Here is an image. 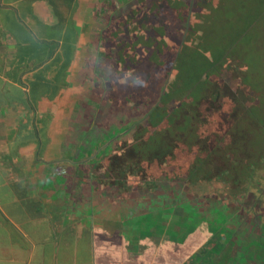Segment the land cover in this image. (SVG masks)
<instances>
[{"label": "crops", "instance_id": "1", "mask_svg": "<svg viewBox=\"0 0 264 264\" xmlns=\"http://www.w3.org/2000/svg\"><path fill=\"white\" fill-rule=\"evenodd\" d=\"M166 1L188 0H161V10L154 0H0V264H249L227 241L194 245L183 257L197 230L212 233L204 214L147 209L151 189L128 173L124 188L108 185L96 172L103 139L93 135L109 130L112 105L105 114L89 113L86 103L75 109L83 91L104 88L101 75L113 74L117 60H97L101 43L106 56L118 51L113 19L138 8L146 18L144 7H152L146 21L133 19L138 33L147 21H160ZM96 113L105 124H92ZM203 190L185 199L193 194L208 208L215 196L209 186ZM181 198L179 189L168 200ZM261 248L254 264H264Z\"/></svg>", "mask_w": 264, "mask_h": 264}, {"label": "trees", "instance_id": "2", "mask_svg": "<svg viewBox=\"0 0 264 264\" xmlns=\"http://www.w3.org/2000/svg\"><path fill=\"white\" fill-rule=\"evenodd\" d=\"M154 1L155 3L153 2V6H156L157 10L162 8V6L157 3L161 0ZM166 2L169 5V8H167L171 9L173 12L175 4L173 2ZM180 5L182 6L181 2ZM224 8L225 10L216 17L225 19L231 17L236 22H241L240 17L243 11L245 9H250L248 8V4L241 3L238 0H227V5ZM204 9H206V5L196 8L194 13L191 14L193 16H189V19L186 9L185 11L184 9L175 10L176 14L183 19L178 34L183 36V29L187 26V19L192 23L188 30L187 40L185 39L183 45L180 44V39L176 40V42H166L169 34L167 29L170 30V27L173 25L170 24L168 19H164V23L166 24L165 27L162 28V33H165V37L160 43H162L161 46L167 48V51H172V55L168 58V63L162 61L163 64H166L165 69L156 70L153 74H148L149 76L147 77L144 76V73H141L138 76V78H140L138 82L144 81L147 87L139 86L132 95L127 96L125 93H122L123 88L119 89L122 95L120 98H124L126 101H135V97H142V91L145 89L148 102L144 103L143 106L140 104L142 102L139 101V104L137 103L133 107L123 102L113 105L112 111H109L111 118H115L118 123H121L120 116H118L117 113H121L127 108L128 110L124 112L125 120L124 122L122 121V123L125 124L127 120L137 121L135 122V125L137 124L135 126L136 131L127 132L123 137L111 144V153L103 154L96 160V162L101 163H96V172L109 179V181L106 182L108 185L109 182L113 180L112 186L114 189L118 190L121 186L124 188L123 178L127 173L133 177V181L141 178L140 183L142 189L144 187H149L151 189L148 193V197L145 195L149 207L147 208L145 205H142L147 209L165 207L172 210L175 207H181L183 210L187 209L190 211H195L196 209L199 211L204 210V208H206L204 202L200 200L195 202V195L193 196V194L192 197L188 199H182L181 203L177 201L176 204L180 206L176 204H174V206L172 202L169 201L170 192L178 194L179 189L184 187L183 185H192L195 184L197 180L201 179L203 182H201V185L211 184L214 180L219 184V196L212 199L209 204H213L220 213L226 210H233V208L237 206L243 207L247 197L252 194V187H250V182L252 180H245V175L248 172L247 168L251 164L246 165L243 156L238 160L235 159L232 155H229L228 149L232 148L230 138L234 136V132L236 131L234 129L238 128V113L244 108H250L251 104H256L255 101L252 100L251 95L253 94L250 93V95L246 93L248 91L247 88H243L242 90V76L237 73L235 67L229 64L231 60L228 61L229 47L227 43L214 50L212 55L208 53L200 54L196 51H192V53L186 52L182 55L181 52L182 48L192 44L190 42L191 39H195L194 35L197 30H199L201 23L205 20L203 17ZM208 17L209 19L214 18V16L209 15ZM121 23L124 22L121 21ZM251 23L252 21L239 23L236 27L243 25L242 33L247 34L251 27ZM114 24L117 28L115 29V34L127 32L124 28L117 27L118 23L116 21ZM230 30H234L233 26L227 23L228 36H231L229 33ZM222 36L226 38L225 33L222 34ZM234 36L237 37L240 36V34L236 32ZM229 46H231V44ZM193 49V47L190 48V50ZM186 56L190 59L189 63L177 69L179 61H182ZM165 57L167 56H161L159 59H165ZM232 58L233 57H231V59ZM121 61H125L124 63L134 66L131 60L127 62L124 57H119L117 59V63H121ZM157 62H159V60ZM167 64L174 65V70H171ZM230 72L235 74L236 77L230 79ZM237 78L240 79L239 83L236 82ZM228 80H230L232 89L227 88L228 85H230L228 84ZM238 85H240V93L237 92L238 90H235ZM229 90L231 91L229 92ZM235 91L238 95L249 96L251 101L245 105L241 101V105ZM105 97L110 100V93L108 92ZM209 106L212 108V111L208 108ZM144 111L149 113L146 120L147 124L142 123V120L136 117L139 114H143ZM132 113L133 116H128ZM142 124L146 126L143 127ZM227 145L229 148L226 147ZM115 149L116 151H114ZM193 153L199 155L195 157L194 155L192 156ZM203 153L205 155L200 156V154ZM260 153H264V151ZM180 158L181 162L178 163L179 169L177 168V170H175L174 166L177 165L176 162L180 161ZM190 159L195 168L189 170L186 165ZM104 163H107V165L104 166ZM242 166H245L246 169ZM99 168L101 170H99ZM200 171L203 172L198 174ZM159 182H163L162 186L159 185ZM102 183L103 185L106 184L105 181ZM166 186L172 189H170L169 192L168 190L163 192L155 190L156 188ZM202 189H205V187ZM223 191H225L224 193L226 196L220 201V195ZM137 193L139 195L141 194L138 190ZM235 194H241L242 198L232 200L230 197ZM226 197L232 202H225ZM203 199L208 200L204 194ZM222 209H224V211H222ZM229 213L231 214V212ZM228 216L222 215V224L226 225L229 223L232 224L234 228L223 227V230L220 231L224 233L223 241L231 242L235 245L236 243L234 244L233 241L239 242V239L242 237V228H240V226L246 224H239L240 221L236 218L235 214L230 217ZM262 222L264 224V220H262ZM250 228L251 227H249V229ZM212 230L215 231L213 228ZM263 232L264 228L260 229L259 238H257V243L259 242L260 247H264V244L262 245L260 243L264 238ZM208 234L209 233L204 229L197 230L194 236H191V238L187 240L185 245L186 249L183 246V257L186 256L185 253L193 250L195 247L194 245L197 246L207 239L206 237H208ZM240 249L239 247L238 250L235 249V256L237 257L239 252V261L244 262L242 258L245 257H243ZM260 249L262 250V248ZM219 252L222 253V250ZM258 256L252 254L251 257L248 256L245 258V261L247 259L251 261V258L256 261L257 259L255 260V258ZM256 263L262 264L261 261ZM202 264L206 263L202 262Z\"/></svg>", "mask_w": 264, "mask_h": 264}, {"label": "rangeland", "instance_id": "3", "mask_svg": "<svg viewBox=\"0 0 264 264\" xmlns=\"http://www.w3.org/2000/svg\"><path fill=\"white\" fill-rule=\"evenodd\" d=\"M238 1L241 3L248 4V8H250L249 10L245 9L243 11L240 17L241 22H236L231 17L227 19L222 18V17H216L217 15H219L225 10L224 7H226L227 5V0H209L208 2H205L204 4H201V6L206 5V9H204L205 11L203 12V17L205 20L201 23V25L199 26V30H197L196 34L194 35L195 39L193 38V40L192 39L190 40L192 44L189 45L188 47L187 46H185L184 48L181 47L182 48L181 52H182V55L185 54L186 52L192 53V51H196L200 54L208 53L209 55H212L214 50H216L221 45L227 43L229 47L228 61L231 60L229 64H231L232 67H235L237 73H239L242 76V81H243L242 90L243 88H247L248 91L246 93L253 94V95L251 94L250 95L252 96V100H254L256 104L255 105L251 104L250 108H244L238 113V119H237L238 128L234 129L236 130L234 132V136L230 138L232 148H229L228 145L226 146L227 148H229L228 149L229 155H232L237 160L241 156H243L245 164L246 165L251 164L247 168L248 172L245 175V180L247 179L252 180L250 182V187H252V190H251L252 194H250L247 197V200L245 201V204L243 207L237 206L233 208V210H226V211L222 209V211H224V215L226 216L229 215L228 217H230L235 214L236 218L240 221L239 224L240 223L246 224L241 229L243 233H242V237L239 239V242L237 241L236 242L233 241V242L234 244L238 243L237 246L242 249L241 253L243 254V257H248V256L251 257L252 254L256 251V249L260 247L259 242L257 243V238H259L260 229L264 228V224L262 222V220H264V153H260L264 151V0H238ZM164 4L165 6H167V2ZM199 6L200 4L197 7L195 6L194 7L200 8ZM144 8H146L144 10V13H148L146 18L144 15H142L141 10H136V9L134 10L135 13L133 12V10H129V11L125 10L121 12V15H117L116 11L114 12V14L117 15V17L119 16V20L118 21L116 20V22L118 23L117 27L122 28V29L124 28L127 31L126 33L116 34V37L118 39L125 36L127 41H129L132 38V35L137 33L135 29H137L138 26H140V24L133 23L132 22L133 19L137 17L138 19H141L144 22L151 15V12H154V9L151 10L152 7H150L149 9L148 5H146V7ZM176 9L177 10L178 9L188 10V7L183 6V5L182 6L174 5L173 12L171 9H168L167 7H165V9L161 11L162 16H163L161 20H164L165 18L168 19V21L171 20V22L173 23L172 24L173 26L170 27V30L174 31L173 37L176 40L180 39L179 42L181 45H183V42L185 41V39L187 40L188 31H185L184 30L185 28H184L183 36L178 34V30L180 31L181 29L180 27L183 22V19H181L176 14L175 12ZM112 13L113 11H111V14ZM208 15L214 16V18L209 19ZM215 19H220V20H215ZM121 21H123L124 23H121ZM249 21H252V23H251V27L247 34L242 33L243 25L236 27L237 24L239 23H247ZM149 22H150L149 28H151L152 21L150 20ZM113 23H115V21ZM227 23L232 25L233 29L235 30V31L234 30L229 31L231 36L227 35V32H228ZM163 24L165 25L166 23H163ZM142 27H140L141 31H144L145 26H142ZM161 27H163V25ZM108 29L109 27H106L105 31H107ZM115 29L117 28L115 24H113L112 30L114 32H115ZM167 30L169 31V29ZM236 32L239 33L240 36H237V37L234 36ZM224 33L226 35V38H223L222 36V34ZM156 44L160 48V51H159L160 56L158 54H155V61L159 60V62H157V66H162V68L165 69L166 64H163V62L159 58L161 56H167L165 57V59H162V60L168 63V58L172 55V51L171 50L167 51L166 50L167 48H165V46H161L162 43H160L159 39L156 41ZM230 44L231 46H229ZM114 45H116L117 47L118 44H114ZM139 46H140L139 43H137L136 46L131 45V44H126V45L123 44L122 46L118 48L121 50H118L115 52L113 51L114 53H112L110 50L108 52L112 54V56L110 55L106 56V53H107L106 45L103 43L101 49L98 51L99 54L97 56V60H100L104 63L105 61H113L111 60V58H114V59L116 57L117 58L119 57L127 58L130 56L131 58L135 59L137 63L136 65H138L139 71L141 73H144V76L147 77L149 76L148 74L151 75L153 73L152 71L147 72L146 68L148 67V63H147L148 58H146L145 60L141 59V57H145L147 53H141L138 50ZM191 47H193L194 49L190 50ZM108 57H110V59ZM231 57L233 58L231 59ZM189 60L190 59H188L186 56L182 61H179L177 65V69H179L182 65L188 64ZM126 65H127L126 63L114 64L112 68V71H113L112 73H115L116 71L125 68ZM167 65L171 68V70H174V65L172 64L171 65L167 64ZM229 77L230 79H232V78H235L236 75L230 72ZM102 78H105V77L102 76ZM125 78H123V81ZM106 80L108 81L109 79L106 78ZM236 82L239 83L240 79L237 78ZM228 84H230V80H228ZM105 85L111 88L114 87L113 82H109V83L107 82ZM121 85L125 86L124 83ZM227 88L232 89L231 84L228 85ZM135 90L136 89H134V91ZM235 90H238L237 92L240 93V85H238V87H236ZM230 91L231 90H229V92ZM125 92H128L129 94L131 93L130 89L129 91H125ZM110 96L111 98L115 97L116 99H119L120 97H122L121 91L120 90L116 91L114 95L111 94ZM237 97H238V101L240 104H241V101L243 102L244 105L248 104L251 101V98L249 96L237 94ZM106 107L107 106L103 107V110H102L104 112L103 114L106 113V110H105ZM208 108L210 110L212 109L210 106ZM101 154L102 152L98 153L99 156ZM193 155L196 157L199 154L193 153L192 156ZM203 155L205 154L204 153L200 154V156H203ZM186 167L189 170L195 168L194 164L191 162V159L186 165ZM242 167H245V166H242ZM177 168L179 169V166L176 167L175 170ZM201 172L203 171L198 172V174H200ZM201 182H202V179L197 180L196 183L194 184L195 185L194 189L196 188L197 193L204 191L202 189L203 187L209 186L210 193L213 194L215 197L219 196L218 193L220 191V187L216 181H213V183L211 184L208 183L209 185L208 184L201 185ZM224 196H226V194L221 193L220 201L223 200ZM230 198L232 200H238L242 198V195L235 194L231 196ZM182 199H185V198L183 197ZM226 201L232 202L227 197L225 198V202ZM233 202H236V201H233ZM202 211L197 210L196 212L200 215L204 214L205 220H207L210 230L212 228L215 229L214 233L211 230L212 232L211 234L208 231H206L207 233H209L208 237L206 238H210V239L212 238V239L208 240V242L201 243L202 246H206V245L208 246L209 242L223 241V238H220V236L224 234L222 231H220L221 230L220 227L223 224H222V219L219 216H217L218 214L217 209L214 207L213 204H209L208 208H204V210ZM229 212H231V214ZM223 226L234 228V226L229 223ZM249 227L251 228L249 229ZM242 259L243 261H245V258H242ZM248 262H245V263H248ZM250 262L254 264V259L251 258Z\"/></svg>", "mask_w": 264, "mask_h": 264}, {"label": "flooded vegetation", "instance_id": "4", "mask_svg": "<svg viewBox=\"0 0 264 264\" xmlns=\"http://www.w3.org/2000/svg\"><path fill=\"white\" fill-rule=\"evenodd\" d=\"M180 1V0H179ZM209 0H188L187 2L186 1H183L181 2L182 5L184 6H187L188 7V10L187 11V17L189 19V16H193L191 15L192 13H194V10H196L195 7H197L199 4L201 7V4H204L205 2H208ZM175 5H180V3L178 1L174 2ZM168 5V4H167ZM195 6V7H194ZM179 10H182V9H179ZM185 11V9H184ZM116 18V17H115ZM187 19V26L185 27V31H188L190 29V26L192 23H190ZM150 21V20H149ZM147 21V25L145 26V30L144 31H139L138 33L136 34H133L132 35V38L127 41L126 37H121V41L117 42L116 44L117 47L116 49L119 50L118 48L120 46H122L123 44L126 45V44H131V45H135L137 43L140 44V46L138 47V50L141 52V53H147V55L145 57H141V59L145 60L146 58H148V67L146 68L147 69V72L148 71H152V73H154L156 70H162L164 68H162V66H157V61H155V54H158L160 56V53H159V50L160 48L157 46L156 44V41L159 39V41L163 40L164 37H165V33H162V28L165 27V25L163 24L164 23V20H161L158 22V23H155V20H151L152 23H151V28H149L150 26V22ZM170 24H173L170 20ZM163 25V27H161ZM167 32H169L168 36H167V39H166V42L167 41H174L176 42V39H174L173 35H174V31L173 30H167ZM119 36V35H118ZM128 36V35H127ZM154 43V44H153ZM102 46V43L100 44ZM158 50V51H157ZM152 53V54H151ZM118 59V58H117ZM116 58H111V60L113 61H110V62H115L117 60ZM126 61L128 62V60L132 62V64H134V66H130V65H126L125 68L121 69V70H118L116 71L115 73H113L112 75L111 74H102L101 76H104L105 78H103V82H102V85H104V88H100V89H95V90H92V91H83V93L77 97V104H76V112L81 110V109H85V104H88L90 109L88 108V112L89 113H93L94 112V109L97 108L99 110H103V107L104 106H107L109 105V101H110V104L112 105H117L119 103H123V102H126V104L130 107H133L135 104H139V101L142 102L140 104H142L144 106V103L148 102V98H147V95H146V91L145 89H143L142 91V97H135V101H126V99L124 98H120V99H116L115 97L111 98L110 100L107 99L105 97V95H107V93L109 92L110 95L113 94L116 92V91H119V89L123 88V92L122 93H125L127 96L129 95H132L133 94V91L134 89H138L140 84L138 82V80H140V78H138V76L141 74V72L139 71V68H138V65H136V61L134 58H131L130 56L129 57H125ZM120 60V59H119ZM161 61H164L162 59H160ZM121 64H124V61L121 62ZM110 76V80H106V78ZM126 77V78H125ZM116 78V79H115ZM123 78L124 81H123ZM120 79V81H119ZM122 80V81H121ZM130 81V83H129ZM109 83V82H113L114 83V87H108L106 86L105 84L106 83ZM121 85V84H123ZM131 91V93L129 94L128 92H125V91ZM86 93V94H85ZM98 94L101 95V97L98 96ZM94 95V99L92 98ZM145 96V98H144ZM85 97V98H84ZM95 100V101H94ZM74 102V99H70V107L71 109H73L74 107L72 106V103ZM153 106V105H151ZM111 107V109H112ZM128 110L127 108L124 109L123 112H118V116H120V120H122L124 122L125 120V115H124V112ZM138 110V109H137ZM86 112V111H85ZM99 114H96L95 117H93L94 121L92 122V124H96L97 123H100V124H103L104 123V115L103 114H100L101 116H98ZM128 116H133V113L128 115ZM149 116V113H146L145 111L143 112V114H139L137 115V119H141L142 120V123H146V120ZM105 120L108 122L107 124H109V130L107 131H99L100 132V135H93L94 138L99 141V139H103L102 143H103V146L101 147V152H102V155L103 154H107V153H111L112 151V143L116 140H118L119 138L123 137L124 134H126L127 132H135V120H130L127 122V124H124V123H118V121H116L115 119L111 118V114H109V118ZM105 124V123H104ZM143 127H145L146 125L142 124ZM116 151V149L114 150ZM113 151V152H114ZM179 162V161H178ZM178 162L176 166H174L175 168L178 167ZM180 162H181V158H180ZM174 168V169H175ZM177 170V169H176ZM147 175H148V172H147ZM215 181V180H214ZM184 187H182L180 190H181V196L182 198L186 197L188 195V193L190 191H193L194 189V184L192 185H183ZM181 198V199H182ZM173 212L175 213L176 216L178 215H181L182 216V210L179 208V207H175L173 209ZM178 212H180L181 214H179ZM240 228H243V226H240ZM242 231V230H241ZM243 233V232H242ZM240 251L242 252V249H240ZM254 255H258L260 253V248L256 249V251L253 253ZM247 258V257H245ZM245 262H248V260H246ZM249 263V262H248Z\"/></svg>", "mask_w": 264, "mask_h": 264}, {"label": "clouds", "instance_id": "5", "mask_svg": "<svg viewBox=\"0 0 264 264\" xmlns=\"http://www.w3.org/2000/svg\"><path fill=\"white\" fill-rule=\"evenodd\" d=\"M139 84L141 87H147V85L144 83V81H139Z\"/></svg>", "mask_w": 264, "mask_h": 264}]
</instances>
